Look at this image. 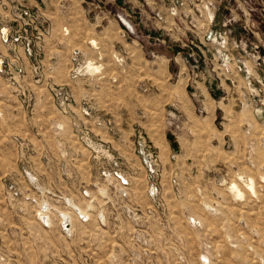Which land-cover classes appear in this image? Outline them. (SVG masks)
Segmentation results:
<instances>
[{
  "label": "rangeland",
  "instance_id": "obj_1",
  "mask_svg": "<svg viewBox=\"0 0 264 264\" xmlns=\"http://www.w3.org/2000/svg\"><path fill=\"white\" fill-rule=\"evenodd\" d=\"M45 5L0 6V264H264V0Z\"/></svg>",
  "mask_w": 264,
  "mask_h": 264
},
{
  "label": "crops",
  "instance_id": "obj_2",
  "mask_svg": "<svg viewBox=\"0 0 264 264\" xmlns=\"http://www.w3.org/2000/svg\"><path fill=\"white\" fill-rule=\"evenodd\" d=\"M60 1L61 0H48V2L53 3V4H55V2H60ZM12 2L22 4V5H26L28 7L34 8V9L37 8L38 10L41 9V11L47 10V8H46L47 5H45L46 0H0V6L12 5ZM176 61H181V63H182V60L180 58H176ZM199 86L201 87V89H204L207 92L210 91L209 86H207L205 82L199 83Z\"/></svg>",
  "mask_w": 264,
  "mask_h": 264
},
{
  "label": "bare ground",
  "instance_id": "obj_3",
  "mask_svg": "<svg viewBox=\"0 0 264 264\" xmlns=\"http://www.w3.org/2000/svg\"><path fill=\"white\" fill-rule=\"evenodd\" d=\"M68 220H67V218L65 217V222H67Z\"/></svg>",
  "mask_w": 264,
  "mask_h": 264
}]
</instances>
